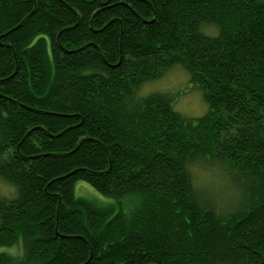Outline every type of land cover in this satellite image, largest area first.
Segmentation results:
<instances>
[{
  "label": "trees",
  "instance_id": "1",
  "mask_svg": "<svg viewBox=\"0 0 264 264\" xmlns=\"http://www.w3.org/2000/svg\"><path fill=\"white\" fill-rule=\"evenodd\" d=\"M177 66L201 118L138 96ZM0 179V264H264V0H0Z\"/></svg>",
  "mask_w": 264,
  "mask_h": 264
},
{
  "label": "rangeland",
  "instance_id": "2",
  "mask_svg": "<svg viewBox=\"0 0 264 264\" xmlns=\"http://www.w3.org/2000/svg\"><path fill=\"white\" fill-rule=\"evenodd\" d=\"M208 35L214 36L217 30L212 27L203 29ZM162 93L176 95L174 109L187 119L201 118L208 112L202 92L190 83V75L182 67L177 66L169 70L163 78L145 85L138 96L147 97L150 94ZM193 183L196 190L206 202L216 206L218 210H230L235 200L239 197L235 184L221 166L204 160L196 161L190 166ZM16 190L0 179V199H13ZM76 196L88 200H96L101 205H115L116 201L110 197L96 192L90 185L80 182L76 186ZM129 201L133 202L134 199ZM104 203V204H102ZM19 248H0L1 253L13 256L20 255Z\"/></svg>",
  "mask_w": 264,
  "mask_h": 264
}]
</instances>
